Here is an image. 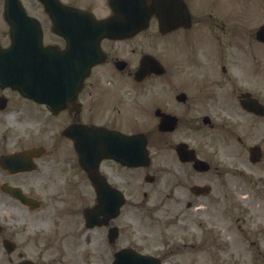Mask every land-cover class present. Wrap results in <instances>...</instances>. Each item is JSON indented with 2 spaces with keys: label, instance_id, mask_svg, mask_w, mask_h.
Returning <instances> with one entry per match:
<instances>
[{
  "label": "flooded vegetation",
  "instance_id": "flooded-vegetation-1",
  "mask_svg": "<svg viewBox=\"0 0 264 264\" xmlns=\"http://www.w3.org/2000/svg\"><path fill=\"white\" fill-rule=\"evenodd\" d=\"M19 1L40 30L35 52L49 48L66 53L67 42L53 29L41 1ZM5 2L0 0L1 48L10 43ZM60 2L98 19L135 14L136 9L149 19L135 34L100 41L103 60L58 112L0 88V116L5 118L0 120V256L11 264L34 259L31 254L38 247H47L51 257L41 264H110L121 250L140 256V264L226 262L232 247L230 212L238 205L232 193L236 186L230 182L245 175L250 165L258 167L256 186L264 185V113L257 115L240 104L255 100L264 105V43L256 38L264 21L253 20L257 13H250L248 0ZM145 54L167 71L143 79L149 87L138 96L158 95L147 98L143 108L136 104L134 75ZM157 77L164 78L161 87L152 86ZM138 116L146 127L147 158L139 166L101 160L96 194L65 129L100 126L133 134ZM169 116L176 121L172 129L166 127ZM25 126L34 128L31 135L37 131L28 135L36 145L27 148L43 147L45 152L27 160L32 167L9 171L1 159L25 148L20 132ZM55 127L58 132L47 134ZM253 145L259 147L256 163L249 162ZM9 190L21 192L30 204ZM32 200L39 201L37 207ZM94 206L102 225L83 231V214ZM141 220L147 230H141ZM67 251L70 262L64 258ZM142 257L154 259L147 263Z\"/></svg>",
  "mask_w": 264,
  "mask_h": 264
},
{
  "label": "rangeland",
  "instance_id": "rangeland-1",
  "mask_svg": "<svg viewBox=\"0 0 264 264\" xmlns=\"http://www.w3.org/2000/svg\"><path fill=\"white\" fill-rule=\"evenodd\" d=\"M259 2V3H258ZM248 8L254 9L257 13L253 20L261 22L264 21V0H248ZM250 12V11H249ZM254 15V11L250 12ZM258 19V20H257ZM164 82V78H157L156 83L152 86L161 87ZM149 84L147 81L136 85V92L144 93V89L148 88ZM158 95L155 93L151 97H137L136 104H143V108L148 106L146 102L147 98L154 100ZM149 102V101H148ZM138 108V107H137ZM0 120H5L4 117L0 116ZM133 128H138L135 125ZM56 129V127H55ZM23 130L21 129L20 132ZM264 135V131H263ZM248 143H252L249 140ZM242 167H245L242 165ZM241 167V168H242ZM246 174L243 176H236V180L231 181V185H235V191L232 192L235 195V199L238 202L237 206H232L230 212V232L232 234L231 239L233 241L230 254L225 256L224 260L215 261L216 264H264V185L259 184L256 186L255 181L258 176V167H251L247 165ZM251 174L254 176V183L250 181ZM44 220V218H42ZM42 223L46 224L44 221ZM48 224V223H47ZM145 220H141V230H147L144 226ZM122 225V224H121ZM43 225H41V228ZM153 230H156V225H153ZM96 236V234H91ZM38 247L37 256L41 258L42 262L48 263L50 254L47 247ZM81 253V252H79ZM36 255L31 256L36 259ZM68 251L64 255L65 259L71 261ZM224 257V256H221ZM38 261V260H36ZM83 255V262H84ZM0 264H7L5 257L0 256Z\"/></svg>",
  "mask_w": 264,
  "mask_h": 264
},
{
  "label": "water",
  "instance_id": "water-1",
  "mask_svg": "<svg viewBox=\"0 0 264 264\" xmlns=\"http://www.w3.org/2000/svg\"><path fill=\"white\" fill-rule=\"evenodd\" d=\"M7 18L9 20V23L12 27V37H13V50H10V52H5V51H1L0 50V85L2 84H6V85H10L13 88H17V82H18V78H17V68H16V64H17V39L19 38L20 35V29L18 28V22L16 20H14V15L11 12V10L7 11ZM70 19L73 23L77 24H82L85 23L84 21H86L85 17L83 15H81L80 13H78L77 11L72 10L70 13ZM90 19V18H89ZM88 23H91V20H87ZM92 30V26L89 29V31ZM93 31V30H92ZM82 47H83V41H82ZM92 45H88L87 50L89 52L85 53L84 55L87 57H85L82 60V64H83V74H86V72L88 71L89 67L91 64L96 62V58L94 56V54L90 51V48H93ZM92 53V54H91ZM8 56V57H5ZM7 58V59H5ZM83 58V56H82ZM86 67V68H85ZM87 69V70H86ZM89 133H87V136L89 138L87 139H83V143L81 140L78 139V141L76 142L78 150L80 151L79 147L81 145V143L83 144V155H85V151H87V147L91 148L93 146L96 145V143H98L97 141V137L98 135H104V140L103 142L105 144H108L109 142L114 145L117 146L120 143H124L122 137L118 136V134H114V133H109V134H105V133H101L99 129H88ZM75 136H81L80 132L75 133ZM107 135H112V137H108ZM97 141V142H96ZM135 142H137V140H135ZM114 152V151H111ZM110 152V153H111Z\"/></svg>",
  "mask_w": 264,
  "mask_h": 264
}]
</instances>
